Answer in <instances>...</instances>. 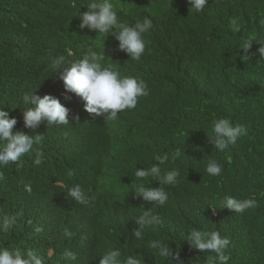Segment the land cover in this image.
Returning <instances> with one entry per match:
<instances>
[{
	"label": "trees",
	"instance_id": "16d2710c",
	"mask_svg": "<svg viewBox=\"0 0 264 264\" xmlns=\"http://www.w3.org/2000/svg\"><path fill=\"white\" fill-rule=\"evenodd\" d=\"M91 2L0 0V110L17 120L14 133L37 139L19 165L0 167V227L12 221L0 230V247L25 256L35 250L44 264H98L115 248L142 264H176L148 247L160 240L180 252L184 264H217L214 253L187 241L196 228L230 240L228 264H264V58L258 52L264 0H209L201 13L187 0H110L123 23L152 20L139 61L119 50L112 33L79 27ZM249 41L256 55L243 59L241 46ZM90 47L104 51L105 66L148 85L149 95L116 120L87 113L84 102L65 91L64 69ZM60 55L66 63L57 69L52 60ZM26 93L59 99L69 109V125L26 128L24 113L34 107L23 100ZM221 118L247 129L223 152L209 141L213 121ZM177 148L185 155L161 166L180 174L176 185H161L167 202L136 197L142 181L135 171L160 166L153 155ZM210 159L222 166L220 176L206 172ZM144 183L160 187L151 177ZM75 185L86 203L68 196ZM226 196L254 199L256 207L235 213L224 208ZM149 210L160 224L136 239L135 220ZM66 249L77 253L75 261L64 257Z\"/></svg>",
	"mask_w": 264,
	"mask_h": 264
},
{
	"label": "clouds",
	"instance_id": "9594fccd",
	"mask_svg": "<svg viewBox=\"0 0 264 264\" xmlns=\"http://www.w3.org/2000/svg\"><path fill=\"white\" fill-rule=\"evenodd\" d=\"M189 8L195 13H201L209 4V0H187ZM87 11L80 14L81 29L87 28L98 34L112 33L119 42V50L126 53L131 60L139 61L146 50V40L144 34L152 28V20L144 17L137 20L134 24H126L120 21L118 13L114 10L110 0L97 2L93 0ZM264 25V20L260 22ZM230 25L237 31V21L231 20ZM251 41L244 43L241 50L243 59H251L250 54ZM259 56L264 58V47L259 50ZM105 55L93 48H88L85 54L73 60L69 67L65 68L61 79L66 92L73 93L84 102V109L87 113L95 117H104L110 120H116L118 114L125 111L130 112L135 109L139 98L149 95L147 83L140 78L133 76H121L118 71L113 70L111 66H105ZM66 63L63 55L57 56L52 60L54 68H62ZM23 100L28 105L24 113V125L26 128H36L42 122H47L48 127L69 125V109L66 108L59 99L51 95L37 96L33 93H26ZM78 119V117H76ZM17 124L15 118H9V113L0 110V167L7 166L10 163L19 165L21 158L26 154L33 152L36 140L22 132H13ZM247 134V129L243 124L233 125L227 118H221L213 121L211 137L209 141L214 148L220 152L227 150L234 145L237 140ZM180 148L175 149L171 154L156 153L153 160L158 161L160 166L152 165L147 170L137 169L135 177L140 178L142 182L135 189V196L144 201L156 203L163 206L168 200V193L161 185L174 186L178 183L179 172L175 169L163 171L162 165L170 160L175 161L181 157ZM36 165L42 163V155L37 152L34 160ZM206 172L213 177L220 176L223 172L222 166L215 160L210 159L206 166ZM149 177L159 181V188L146 186L144 181ZM30 190V189H29ZM68 196L75 202L84 204L87 202V196L79 185L68 189ZM256 207L254 199H237L232 196L225 197V207L235 213H243L248 209ZM12 221H7L0 227V230H6L11 226ZM135 223L138 225L134 232L136 239H142L144 232L149 228H154L160 224L159 217L154 215L151 210L144 211ZM41 229H37L40 231ZM65 235L70 237L71 232L65 231ZM187 241L190 245L201 253H214L217 264H228L230 256L227 249L230 246V240L227 237H221L218 231H203L193 228L188 232ZM149 248L156 250L159 257L168 261H175L176 264H184L180 259V252L172 251L168 244L160 240L149 242ZM64 257L69 261L77 259V253L66 249ZM0 264H44L42 257L35 250L27 251L26 256L19 250L0 247ZM98 264H142L141 259L128 255L122 257L118 248L110 249L100 256Z\"/></svg>",
	"mask_w": 264,
	"mask_h": 264
}]
</instances>
